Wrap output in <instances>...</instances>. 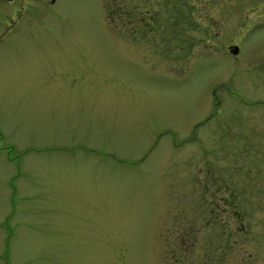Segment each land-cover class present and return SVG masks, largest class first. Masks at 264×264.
Masks as SVG:
<instances>
[{
  "label": "rangeland",
  "instance_id": "1",
  "mask_svg": "<svg viewBox=\"0 0 264 264\" xmlns=\"http://www.w3.org/2000/svg\"><path fill=\"white\" fill-rule=\"evenodd\" d=\"M104 4L0 0V264H264V0Z\"/></svg>",
  "mask_w": 264,
  "mask_h": 264
},
{
  "label": "flooded vegetation",
  "instance_id": "2",
  "mask_svg": "<svg viewBox=\"0 0 264 264\" xmlns=\"http://www.w3.org/2000/svg\"><path fill=\"white\" fill-rule=\"evenodd\" d=\"M127 1V0H126ZM133 0H128L127 3H119L117 0H104L105 2V10L108 16L111 15H126V14H134L137 19V25L141 26V20H143L142 16V0H134V3H131ZM130 5V6H128ZM126 6V7H125ZM8 220V219H6ZM0 231H3L4 234V244H3V252L2 256H8L9 248V238L12 234V228H10L8 221L3 220L0 222Z\"/></svg>",
  "mask_w": 264,
  "mask_h": 264
},
{
  "label": "water",
  "instance_id": "3",
  "mask_svg": "<svg viewBox=\"0 0 264 264\" xmlns=\"http://www.w3.org/2000/svg\"><path fill=\"white\" fill-rule=\"evenodd\" d=\"M228 50H229L232 54H234V53H236V51H237V46H236L235 44L230 45V46L228 47Z\"/></svg>",
  "mask_w": 264,
  "mask_h": 264
}]
</instances>
